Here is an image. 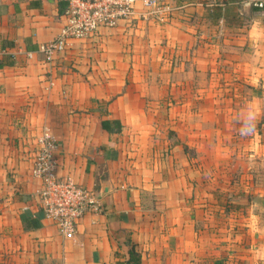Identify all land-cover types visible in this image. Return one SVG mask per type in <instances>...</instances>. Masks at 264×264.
Segmentation results:
<instances>
[{"label":"crops","instance_id":"crops-1","mask_svg":"<svg viewBox=\"0 0 264 264\" xmlns=\"http://www.w3.org/2000/svg\"><path fill=\"white\" fill-rule=\"evenodd\" d=\"M158 1L162 21L137 5L45 62L66 1L0 0V264H132L131 249L139 264H264V0H222L218 17ZM44 128L56 175L104 206L71 239L30 174ZM220 159L242 160L239 182H216L232 176Z\"/></svg>","mask_w":264,"mask_h":264},{"label":"built area","instance_id":"built-area-1","mask_svg":"<svg viewBox=\"0 0 264 264\" xmlns=\"http://www.w3.org/2000/svg\"><path fill=\"white\" fill-rule=\"evenodd\" d=\"M64 23L52 40L40 44L38 52L45 62L62 53L73 39H84L99 29H113L121 21L128 20L135 7L140 5L143 17L162 21L171 10L170 5L158 0H65ZM205 8L222 6V0H198ZM59 143L48 128L36 139L31 160L30 174L40 183L36 191L45 219L51 221L59 234L71 239L77 221L86 214L104 212L100 195L75 183L72 177L60 178L58 167Z\"/></svg>","mask_w":264,"mask_h":264},{"label":"rangeland","instance_id":"rangeland-1","mask_svg":"<svg viewBox=\"0 0 264 264\" xmlns=\"http://www.w3.org/2000/svg\"><path fill=\"white\" fill-rule=\"evenodd\" d=\"M245 85V87H246V84H244ZM205 97V96H204ZM253 97V96H252ZM206 99H209V97H205ZM235 99H236V101L237 102H239L240 104H242V106L244 105V112H235L234 114H235V118H236V120L237 119H242L243 117L246 119V90H242L241 91V89L238 87V93H237V97H235ZM224 114H225V116L224 117H222V119L223 118H226V116L227 115H230L231 116V114H233V113H229V114H227V112H224ZM258 115V114H257ZM261 118H258L257 116H256V119H260V122L261 123H264V113H262L261 114V116H260ZM173 133V132H172ZM184 152H187L188 153V155L190 156V158H192V159H194L195 158V155H194V150H193V148H191L190 150L188 149V148H184ZM218 162V165H217V170L219 169V171H221V169H223L225 172H227L228 171V173H230L232 176H220V178H218V177H215V180H216V182H227L228 181V179H226L227 177L230 179V183H233V182H239L241 179H242V167H243V165H242V160H235V159H231V160H228V159H220L219 161H217ZM216 162V163H217ZM195 165H197V162L196 163H194ZM211 164L213 165V166H215V164L214 163H212L211 162ZM206 168H208V167H203V170H204V172L206 173V171H208ZM210 170V169H209ZM229 170L231 171V172H229ZM232 172H234L233 174H232ZM204 178L206 179V181L205 182H208V183H211L212 182V180H214V178L213 179H211L212 177H209V176H207V177H205L204 176ZM210 178V179H209ZM219 179V180H218ZM238 184H241V182L240 183H238Z\"/></svg>","mask_w":264,"mask_h":264},{"label":"trees","instance_id":"trees-1","mask_svg":"<svg viewBox=\"0 0 264 264\" xmlns=\"http://www.w3.org/2000/svg\"><path fill=\"white\" fill-rule=\"evenodd\" d=\"M207 9H211L213 10V12L210 14L211 16H215V17H218L219 16V6H215L213 8H207ZM103 125V124H102ZM128 262H131L132 261V264H139V261H138V258L136 256V254L134 253L133 249L129 250V254H128Z\"/></svg>","mask_w":264,"mask_h":264}]
</instances>
